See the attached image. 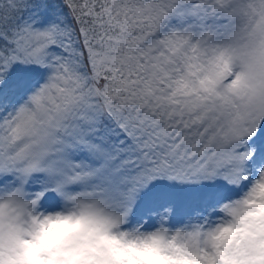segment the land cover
I'll return each instance as SVG.
<instances>
[{"label": "snow or ice", "instance_id": "6c2138e0", "mask_svg": "<svg viewBox=\"0 0 264 264\" xmlns=\"http://www.w3.org/2000/svg\"><path fill=\"white\" fill-rule=\"evenodd\" d=\"M0 264H264V0H0Z\"/></svg>", "mask_w": 264, "mask_h": 264}]
</instances>
